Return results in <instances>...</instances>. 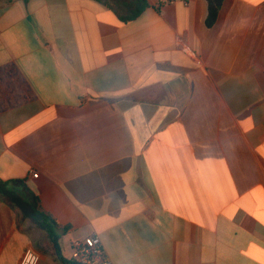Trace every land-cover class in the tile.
Here are the masks:
<instances>
[{"label":"crops","instance_id":"1","mask_svg":"<svg viewBox=\"0 0 264 264\" xmlns=\"http://www.w3.org/2000/svg\"><path fill=\"white\" fill-rule=\"evenodd\" d=\"M207 11L0 0V179L38 197L65 258L96 235L113 264H264V0ZM17 218L0 198V264H60Z\"/></svg>","mask_w":264,"mask_h":264},{"label":"trees","instance_id":"2","mask_svg":"<svg viewBox=\"0 0 264 264\" xmlns=\"http://www.w3.org/2000/svg\"><path fill=\"white\" fill-rule=\"evenodd\" d=\"M96 1L112 10L116 18L122 23L133 21L148 7V0ZM206 1L208 6L206 24L212 26L216 21L223 0ZM0 198L17 213V227L19 230H23V226L27 225L45 234L47 241L42 247V252L45 255L60 264H78L61 254L58 225L50 214L40 210L38 197L24 186L22 180L4 181L0 179ZM67 230L68 227H64L60 229V232L63 233Z\"/></svg>","mask_w":264,"mask_h":264},{"label":"built area","instance_id":"3","mask_svg":"<svg viewBox=\"0 0 264 264\" xmlns=\"http://www.w3.org/2000/svg\"><path fill=\"white\" fill-rule=\"evenodd\" d=\"M177 0H156V8L161 4H175ZM183 5H188L189 0H180ZM33 177L37 174L33 173ZM69 259L78 264H113L110 260L101 239L96 236H90L82 240L72 241L70 244ZM39 255L32 249H26L18 264H38Z\"/></svg>","mask_w":264,"mask_h":264},{"label":"rangeland","instance_id":"4","mask_svg":"<svg viewBox=\"0 0 264 264\" xmlns=\"http://www.w3.org/2000/svg\"><path fill=\"white\" fill-rule=\"evenodd\" d=\"M39 244V243H38Z\"/></svg>","mask_w":264,"mask_h":264}]
</instances>
